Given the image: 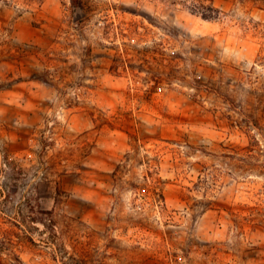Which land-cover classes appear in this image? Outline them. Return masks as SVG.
Listing matches in <instances>:
<instances>
[{"label": "rangeland", "instance_id": "rangeland-1", "mask_svg": "<svg viewBox=\"0 0 264 264\" xmlns=\"http://www.w3.org/2000/svg\"><path fill=\"white\" fill-rule=\"evenodd\" d=\"M82 2L0 0V256L264 264V0Z\"/></svg>", "mask_w": 264, "mask_h": 264}, {"label": "trees", "instance_id": "trees-1", "mask_svg": "<svg viewBox=\"0 0 264 264\" xmlns=\"http://www.w3.org/2000/svg\"><path fill=\"white\" fill-rule=\"evenodd\" d=\"M72 6L82 8L83 2L82 0H70ZM48 76L49 73H46ZM48 213V211L46 212ZM1 254V252H0ZM0 264H24L22 258L20 257V254L16 253V251L11 250L8 253H6V257L0 256Z\"/></svg>", "mask_w": 264, "mask_h": 264}]
</instances>
